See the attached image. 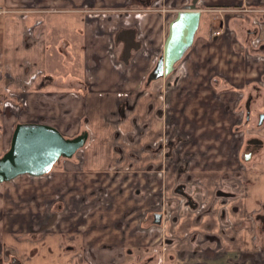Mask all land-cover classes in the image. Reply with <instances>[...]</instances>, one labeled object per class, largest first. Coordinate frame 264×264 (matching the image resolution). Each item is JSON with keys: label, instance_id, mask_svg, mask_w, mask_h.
Listing matches in <instances>:
<instances>
[{"label": "crops", "instance_id": "1", "mask_svg": "<svg viewBox=\"0 0 264 264\" xmlns=\"http://www.w3.org/2000/svg\"><path fill=\"white\" fill-rule=\"evenodd\" d=\"M179 1L102 0L103 18L84 22L78 7L44 10L76 6L67 1L0 0V157L19 123L47 124L66 138L88 133L50 173L0 184L2 264H75L73 240L91 251L90 264H140L150 255V264H264V145L241 158L249 96V124L264 110V0H201L208 24L200 22L174 71L144 90L188 3ZM120 5L140 20L131 13L132 25L123 24L111 10ZM123 29L141 44L129 62ZM78 35L87 68L77 73L68 45ZM132 129L156 156L146 154L135 172L114 171L127 152L119 131ZM100 186L108 199L95 193Z\"/></svg>", "mask_w": 264, "mask_h": 264}, {"label": "water", "instance_id": "2", "mask_svg": "<svg viewBox=\"0 0 264 264\" xmlns=\"http://www.w3.org/2000/svg\"><path fill=\"white\" fill-rule=\"evenodd\" d=\"M199 2L200 0H192L185 4L171 21L163 53L148 76L149 83L171 74L175 65L192 47L202 17ZM132 47L128 46L124 52L126 62ZM252 98L250 95L246 104L248 121L252 113ZM263 121L264 113L260 115L259 125H262ZM87 140V132L66 138L58 129L47 124L19 123L15 128L10 148L0 157V184L21 174H47L61 158H72L85 146ZM262 142L263 140H260V143ZM250 155L248 154L247 159ZM160 219L161 215L157 214L156 222L159 223Z\"/></svg>", "mask_w": 264, "mask_h": 264}, {"label": "rangeland", "instance_id": "3", "mask_svg": "<svg viewBox=\"0 0 264 264\" xmlns=\"http://www.w3.org/2000/svg\"><path fill=\"white\" fill-rule=\"evenodd\" d=\"M66 1L68 2V5H76V6H70V7H67V8H63V7H59V6L55 7V6H53V4H51V5H47L48 7H44V10H47V11L64 10V9L73 10L75 7H78V8H80L81 15H82V17L84 19L83 20L84 22H85V18L87 16H89V15H93V16L97 15L95 18H103V10H102L103 8H100V7H98L96 5L97 3H103L102 0H34V2H35L34 4L43 5V4H48L49 2H66ZM185 1L186 0H182V1H179V2H185ZM191 1L192 0H190V1L188 0V3H190ZM32 2H33V0H32ZM32 2L30 4H32ZM200 4L202 5V1L201 0L199 2V5ZM33 7H36V6L27 7L26 10L33 9ZM124 7H126L125 9H127V6H124V5H120L118 7L111 8V10H113L112 11V15L113 16L117 15V18L121 19L123 21H124V19H126L127 22H125L123 24H126V23H128L130 21V19L128 18V15L131 14V13L135 14V19H138L137 21L140 20L139 15H141L140 14L141 12L136 11V9H133L131 11H125ZM202 10H205V8H203ZM108 14H110V13H108ZM209 17L210 16H208V13L206 11L203 12V17L201 19V23H202L201 26L204 27V26H206L208 24ZM128 24L132 25L131 22H129ZM67 37L71 38L70 34L69 35L67 34ZM79 38L80 37L78 35L77 39L75 38V40L71 43V45L74 46L73 49H71L70 45H68V50H69L68 56L69 55L71 56L72 63L69 64L71 61L69 60V58H67L68 56L67 57L63 56V63L64 64L65 63L69 64L70 66H68V67L71 68L70 71H76L77 73L79 71H81L82 68L84 69V67H85V61H83V63L81 61H79V53L82 51V47H81L82 44H80V39ZM66 40L69 43V40L67 38H66ZM52 46L55 47L54 50L57 53L58 52H62V49H63L62 46L61 47H56L54 44H52ZM60 65H63V64H60ZM65 65L61 66V68H63V69H61L62 71H65L66 68H68ZM151 83H150V85H151ZM150 85L148 86V88L150 87ZM148 88L143 87L144 90H146ZM245 124L246 123H244L241 126V130L243 131L242 139H244V141H247L252 136L250 134L251 129L253 128V126L256 128L257 125H256V121H254L252 124H249V125H247V124L245 125ZM119 127H121V126H119ZM122 133L124 135V138L122 139V144L125 147V149L127 150V152H123V158H124V162L126 164V167L123 170V172L132 173V172L136 171L137 164L142 160V158L146 154L149 155V156L150 155L153 156V158H154V156H156V154H155L154 151L151 150L152 147L146 145L142 141V138L140 137V133H138L137 129H136V131H134L132 129L130 132H128L126 130H124L123 132L119 131L120 135H122ZM260 133H262L261 130L259 131V134ZM157 146L158 145H156V148H157ZM101 188H104V187H101ZM95 192H97V188H96ZM100 192H102V191L100 190Z\"/></svg>", "mask_w": 264, "mask_h": 264}, {"label": "flooded vegetation", "instance_id": "4", "mask_svg": "<svg viewBox=\"0 0 264 264\" xmlns=\"http://www.w3.org/2000/svg\"><path fill=\"white\" fill-rule=\"evenodd\" d=\"M144 1V3H146L147 5H152L153 3H154V1L155 0H143ZM175 18V17H174ZM124 30H126V29H123V30H121V31H119V33L117 34V37H119V38H121V40H122V43H123V55H124V52H125V50H126V48L128 47V46H133V47H135L136 49H140V47H141V44H139V43H137L136 42V40H135V38H133V33H132V31H129V33H127V32H124ZM134 32H136V30L134 31ZM67 54V53H66ZM162 55V54H161ZM160 58V57H159ZM159 58H158V60H159ZM131 60V55H130V57H129V60H128V62ZM158 60H157V62H158ZM157 64V63H156ZM96 67H98L99 65H95ZM156 66V65H155ZM154 66V67H155ZM85 70H86V68H87V66L85 65ZM153 70V69H152ZM158 80V79H157ZM147 82H148V80H147ZM149 83V82H148ZM151 83V82H150ZM149 83V84H150ZM85 90L87 91L88 90V88H87V86H86V88H85ZM90 90H88L87 92H89ZM247 104V103H246ZM262 113H264V110L263 111H261L260 113H258L257 114V116H256V119L254 120V121H256V125H257V127L255 128L254 126H253V128L251 129V131H250V134L252 135L251 137H250V139H248L247 141H245V145H246V151L244 152V153H242L241 154V158L243 159V160H250L251 159V157L249 158V159H247V157H248V154H251L250 156H252V153H255L258 149H259V147H262L263 145H264V139L262 138V136H261V134H259L258 132L260 131V130H262V128H263V126H264V121H263V124L262 125H259V121H260V115L262 114ZM251 115H252V113H251ZM251 115H250V119H251ZM245 117V121H244V123H246L247 125H249V122H250V120L248 121L247 120V110H246V116H244ZM243 123V124H244ZM254 134V135H253ZM260 140H263V142L262 143H260ZM86 145V144H85ZM84 147V146H83ZM82 147V148H83ZM81 149V148H80ZM79 149V150H80ZM78 150V151H79ZM77 153V152H76ZM75 153V154H76ZM74 154V155H75ZM63 159H67V158H63ZM61 160V159H60ZM56 166V165H55ZM54 166V167H55ZM125 167H126V164H125V162H124V158H123V152H121V154H119V157H118V160H117V166L115 167V168H113V170L114 171H119V172H121L122 170H124L125 169ZM112 170V171H113ZM51 172V171H50ZM50 172H48V173H50ZM47 173V174H48ZM180 188L178 189V191H183L184 192V194L181 192V194L183 195V196H185L187 199H189V200H191V198H190V196H189V194H187L186 193V191H185V189H184V186L183 185H180L179 186ZM100 190L102 191V192H100ZM98 196H101L102 198H105V199H108V193H109V189L108 188H101V187H99V188H97V192H95ZM189 200H188V202H189ZM193 203H195V202H192V201H190L189 202V204H191V205H193ZM197 207V206H196ZM61 211H64V209L63 210H61ZM157 214H160L161 215V219H160V222L159 223H157L156 222V218H157ZM67 217V216H66ZM63 219L65 220V221H70L71 220V217L69 216L67 219H65L64 217H63ZM162 222V214L161 213H156L155 214V218H154V223H156V224H160ZM73 238H74V236H73ZM35 239V238H34ZM69 244H74L73 245V249L74 250H76L77 251V254H76V263L75 264H80V263H78V261L77 260H80V261H82L81 262V264H90L89 262H88V260H89V255H91V251L88 249V248H86V247H83V249H81V248H79L80 247V245L75 241V240H73V242H71V243H69ZM14 251V253H15V250H13ZM29 255H31V254H29ZM155 260V258H154V256L153 255H150V256H148L146 259H144L140 264H150V263H152L153 261ZM21 263V260H19L18 258H16V257H14L13 259H12V261L9 263V264H20ZM0 264H2L1 263V261H0Z\"/></svg>", "mask_w": 264, "mask_h": 264}, {"label": "trees", "instance_id": "5", "mask_svg": "<svg viewBox=\"0 0 264 264\" xmlns=\"http://www.w3.org/2000/svg\"><path fill=\"white\" fill-rule=\"evenodd\" d=\"M150 84L147 82V80H146V82H145V84H144V86L143 87H145V88H148V86H149ZM246 125V124H245Z\"/></svg>", "mask_w": 264, "mask_h": 264}, {"label": "built area", "instance_id": "6", "mask_svg": "<svg viewBox=\"0 0 264 264\" xmlns=\"http://www.w3.org/2000/svg\"><path fill=\"white\" fill-rule=\"evenodd\" d=\"M220 33H221L220 31H216V32H215L216 35H218V34H220Z\"/></svg>", "mask_w": 264, "mask_h": 264}]
</instances>
